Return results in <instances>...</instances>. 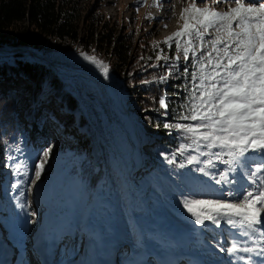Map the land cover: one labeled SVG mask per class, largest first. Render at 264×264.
Here are the masks:
<instances>
[{"label": "rangeland", "instance_id": "1", "mask_svg": "<svg viewBox=\"0 0 264 264\" xmlns=\"http://www.w3.org/2000/svg\"><path fill=\"white\" fill-rule=\"evenodd\" d=\"M190 3L191 0H84L83 7L84 13L86 14L87 10L89 13H94V15L101 14L102 18H104L103 20L108 23L107 26L113 27L116 35L130 36L137 41L138 45L140 44L142 48L143 46H147L154 50H158L156 56L158 59V57H164L165 54H167V52L162 49L164 46L165 50L169 47V45L165 43L166 39L174 36V33L177 31L182 30L184 21L181 19V14L183 9L188 7ZM196 3L197 6L201 8L206 6L202 4L201 0H196ZM215 4L213 0H208L207 6L210 7ZM225 6L229 7V5L225 3L218 5L215 10L222 12ZM232 7H235V5L233 4ZM22 28H24V26ZM24 31V34H26V37L29 38L31 42L45 47L47 50L45 55H50L54 51L68 52L69 50H75L88 57L94 56L97 60L107 65V68L109 67L108 61L110 56L104 52L101 53L102 56L92 53L89 54L81 48L74 49L67 41L62 42L54 38L51 39L46 36H39L35 32L31 34L30 29L27 27ZM207 38L209 37H206V39ZM159 43H161V45ZM30 46H0V49L5 52L0 53V56L11 55V53H14L13 49L22 54H24L23 50L30 48H34L41 52V50L36 48L33 44H30ZM140 46L139 49L141 48ZM51 68L57 74L58 71L53 67ZM5 74L0 73V79L8 77ZM107 75L113 77L111 86L115 88V91H118L114 80L119 82V86L122 87L121 79H123V77L115 76L109 68ZM62 82L64 88L67 89L68 86L65 84L64 80H62ZM122 88L126 92V95L130 94L124 86ZM129 97L132 100L133 97H131V95ZM128 101L129 104H131V109H134L135 117L138 118L139 122L144 124L142 129L144 130L148 127L152 130V133L147 134L150 138V143H158L161 145L160 141H162V138H165L164 135L155 137L153 133H155V131L157 133V129L151 124H148L150 118L146 115L144 110H140L138 107L136 108L134 103H132L133 100L130 101L128 99ZM47 103L54 109H57V107L58 109L60 108L56 104L57 102L50 99H47ZM36 106L37 103H33L31 115H36ZM79 107L83 108V106L80 105ZM65 112L69 113L66 110ZM89 113L91 115V120L95 124L92 112L90 111ZM40 114L43 115L44 110L38 113V116L33 117V119L36 120L32 123L33 137L36 142L30 143L24 138V135H21L20 140L17 142V146H15L16 149L8 152L4 163H2L6 167L7 177L0 176V233L4 236L7 234L11 240L12 236L15 237L16 234H20L22 230L21 233L24 234L22 238L20 237L17 240V237H15L12 239L13 241L19 242V240L24 239L27 234L32 250L39 249L41 251V247L43 248L48 242L51 243L54 241L53 243H58L60 246V251H56L58 256L56 262L58 260L60 264H67L72 261L77 254L73 257L71 256L75 254L77 250H80L79 246H81V241L85 237L84 221L87 219L86 217L91 211V207L100 202L102 193H106L109 185L114 184L118 190L117 202L119 207L123 208L127 206L128 194L111 151L107 150L105 148L106 146L103 145L104 143H102V139L98 138L99 134L96 133V130H98L96 124L95 130L94 126L87 119V116H85L90 125L89 129H85V133L84 130H77L74 133L79 135V140L81 139L82 142H84V147H88L90 162H84L86 158L85 155L82 154L79 159H76L75 170L70 172L64 165L71 159L73 153L68 147L63 146L62 138L63 135L66 136L64 131H69V127L73 126L72 124H74L76 120H74L73 123L71 116L62 115L61 118L63 120L69 121V123L66 124L68 126L60 125L56 127L55 125L47 123L46 119H37L41 118ZM86 139L88 142H86ZM48 149H51V151L48 157L44 158L43 152ZM105 149L109 152L108 156ZM204 149L205 153L209 151L206 148ZM102 150L104 151V155H102ZM212 151H218V149H212ZM192 154H195L194 156L199 155V153ZM247 155L251 156L253 153H248ZM165 157L166 162L168 161L167 164L174 169L178 181L177 184L183 196L187 195L192 199H204L205 196H207L206 199H209L211 195H218L217 190L223 189L227 191L229 187H236L235 184L228 185L227 183H216L215 178H218L219 174L227 170V165L219 160H214L213 166L207 169L209 175H205L197 170L199 167L203 166V162L209 159L206 154L201 156L198 163L200 165H197L198 167L196 166L195 170H193L192 167L189 168V165V167L187 165H184V167L176 166L173 159H171L173 162L169 163L166 154ZM224 159L227 160V156H225ZM45 160L46 162L43 163V170L40 178L36 179V166ZM18 164L25 165L26 168L18 172L16 167ZM106 165L109 166V171L105 169ZM104 170L106 171L104 172ZM86 171L92 173L89 179V185L87 184L88 179H86L88 176L84 177ZM25 172L26 175L24 174ZM97 172H99L98 175ZM234 172H240V162L235 166V171L228 174L229 179L234 177ZM94 179L96 182L95 185H93ZM245 183L246 181L243 183L241 182L243 185H245ZM107 202L110 206L114 205L111 199ZM21 204H23L24 207H21ZM109 214L113 216V213L110 212ZM161 224L163 225L162 227L167 228L163 221V223L156 226L158 230H161ZM112 229L113 227H107L105 233H113L110 231ZM184 241H186V239H184ZM90 244L88 243V245ZM166 244L167 242L165 243L163 237H158V245L163 246ZM139 246L143 247L144 245L140 243ZM51 248L52 246L48 251H50ZM98 250H100L99 244L92 249L89 255L92 256L94 252ZM137 250H139L138 247ZM68 259L70 260L68 261ZM8 260L9 258L7 262ZM105 264H107V262Z\"/></svg>", "mask_w": 264, "mask_h": 264}, {"label": "snow or ice", "instance_id": "2", "mask_svg": "<svg viewBox=\"0 0 264 264\" xmlns=\"http://www.w3.org/2000/svg\"><path fill=\"white\" fill-rule=\"evenodd\" d=\"M201 2L206 6L198 7L196 0H191L181 14L182 30L165 41L169 47L175 44L177 59L182 55L187 62L191 54L192 70L189 72L186 66L182 72L191 83L185 89L186 102L177 113L179 120L191 123H165L163 127L178 130L190 141V145H180L181 150L191 146L199 155L209 157L198 171L209 175L207 169L219 160L227 170L214 177L216 183L236 185L227 191L217 190L218 195L212 199L186 198L184 207L197 224L210 221L219 226L223 220L229 226H239L238 235L260 245L259 251L241 247L236 240L222 250L231 254L256 253L257 261H244L241 256L235 259L244 264H264V0L258 4L255 0H213L229 5L223 12L208 7V0ZM85 58L99 66L107 78V65L94 56ZM158 103L161 109L168 108L163 96ZM201 148L209 151L201 152ZM50 151L45 150L43 157L47 158ZM242 159L250 185L241 184L236 177L228 178ZM44 162L36 166V179L40 178ZM187 162L199 163L198 157L189 156ZM16 167L18 172L26 168L21 164Z\"/></svg>", "mask_w": 264, "mask_h": 264}, {"label": "trees", "instance_id": "3", "mask_svg": "<svg viewBox=\"0 0 264 264\" xmlns=\"http://www.w3.org/2000/svg\"><path fill=\"white\" fill-rule=\"evenodd\" d=\"M83 1L0 0V46L20 47L33 44L46 54L45 47L31 42L26 37L24 29L27 27L31 34L35 32L39 36L67 41L74 49L81 48L89 54L98 56H102V52L108 54L110 56L108 68L115 76L123 77L121 85L130 93L127 94L128 99L133 100L132 103L136 108L144 110L152 125L158 129L155 137L164 135L165 138H162L160 143L168 160L173 159L176 166L189 165V168L195 170L200 164H189L187 159L195 155L192 153L198 152L191 146L183 150L180 148L182 144L190 145V141L178 130L163 127L165 123H191L181 121L177 117V113L182 110L181 104L186 102L185 97L188 93L185 89L191 83L190 77L182 75L186 66L189 67V72L192 70L191 54L187 62L182 55L177 59L173 43L167 50L164 49L165 46L162 47L167 54L157 59L158 50L147 46L142 48L130 36L116 35L113 27L107 26L108 23L103 20L101 14L94 15L88 10L87 14L84 13ZM75 54L78 60L86 59L81 53ZM26 55L14 52L11 55L0 56V73H6L5 75L8 76L0 79V176L7 177L6 167L2 163L8 152L16 149L15 146L21 135H24L30 143L36 142L32 131V123L36 119L33 117L38 116L43 110L44 114H40L41 118L37 119H46L47 123L56 127L69 123L61 118L62 115L71 116L73 123L76 120L73 126L69 127V131H64L66 136L63 135L62 138L63 146L68 147L73 153L71 159L64 165L72 172L80 155H85L84 162H90L88 147L85 148L84 142L79 140V135L74 134L77 130H84L85 133V129L90 127L89 122L77 99L64 88L62 80L51 67L56 69L66 82L62 70ZM162 77L166 79H161ZM130 95L133 97L132 100ZM118 96H120L119 91ZM162 96L168 104L167 109H161L159 106L158 101ZM47 99L57 102L60 108L50 107ZM33 103H37L36 115H31ZM200 151L204 152L205 149L201 148ZM201 156H197L198 161ZM91 174L87 171L84 173V177L88 176L86 178L88 185ZM93 181L95 185V179Z\"/></svg>", "mask_w": 264, "mask_h": 264}, {"label": "bare ground", "instance_id": "4", "mask_svg": "<svg viewBox=\"0 0 264 264\" xmlns=\"http://www.w3.org/2000/svg\"><path fill=\"white\" fill-rule=\"evenodd\" d=\"M259 2H261V0H255V3L258 4ZM218 5L221 4L211 5L210 7L215 9ZM227 9L228 6H225L223 11ZM13 52L17 51L13 49ZM72 52L80 53L75 50H69L68 52L54 51L50 55H45L34 48L23 50L25 55L32 56L39 61L59 67L62 70L67 81L65 82V80L61 76L60 77L64 80L73 94L80 99L82 105L87 109V112H92L95 124L98 128L97 132L99 137L102 141L104 140L108 150L111 149L116 154L120 166L124 169L123 172L125 173L126 179L132 187L131 191L135 198L138 196H136V193L142 192L137 190V187L140 189V185L144 184L147 188V195H149L146 196L145 199L149 200H146L143 206L136 209V214L138 216V227L147 231L151 230L152 232H148L146 237L142 238L140 243L144 246H137L139 250H137L135 256H130L131 251L121 254L122 256L119 264H135L147 255H149V259H151L150 263L156 264L158 260L153 259V256L158 257V250L165 251L170 259H173L180 253V255H182L183 248L192 242H196L202 249L199 251L203 252L208 248L212 250H222V247L227 249L232 244V241L227 240L226 235L217 238L216 233L218 229L216 225L210 221H205L203 225H199L202 233L205 231L207 234L201 235L199 232L200 229L196 231V235L190 232L191 230L189 229L188 223L190 221L196 223V221L191 213L184 207L183 201L186 198H192L189 196H182L179 189L177 193H174L172 185L168 184V179L161 174L159 168L152 169V167H149L140 172L139 168L135 167L136 165L130 164V160L133 161L134 158L137 157L144 158L145 161L147 158H151L152 161H157L158 159V163H160L158 154L153 149L146 147L152 145L150 141L141 143V127L144 124L139 122L138 118L135 117L134 109H131V104H129L127 100L125 91V103L127 106H125L120 96H118V91H115V88L111 86L113 77L107 75L106 78L103 74V70L99 66L91 63L88 59L83 58L84 60H78L77 55ZM0 53L5 52L0 49ZM114 82L119 85V82L116 80H114ZM148 124L150 125L151 122L149 121ZM247 170L250 171V169ZM245 171L246 169L240 165V172H234V177L239 179L242 183L246 181L245 185H250L251 182L245 175ZM138 176L142 179H139ZM143 176H145V178ZM206 197L207 196H205L204 199H206ZM225 198L228 199V197ZM196 210L205 211V209L200 208ZM95 212L96 209L92 207L86 217L87 219L84 221V229L87 230L86 236L83 239L84 250L67 264H105L108 261L106 259L108 254L105 247L108 245L107 239L112 237L115 239L117 237L119 233V228L117 227L119 224L118 220L121 219L113 218L105 221L101 217L95 218L93 215ZM261 218L264 219V215H262ZM163 221L167 228L162 227L163 225L161 224V230H158L156 226L163 223ZM223 222L226 223L222 220L221 223ZM107 227H113V229L110 230L113 233H105ZM240 231L241 229L239 227L238 229H234V232L231 234L233 239L238 241L241 247L256 248L259 251L260 245L253 243L246 237L238 235ZM21 232L20 234H16L15 237H17V240L23 237L24 234ZM160 236L163 237L165 243L167 242L166 245H158V237ZM204 236L206 237L205 240ZM15 237L12 236L10 240L7 234L4 236L0 233V262H2V264H6L10 256L8 249L9 243L17 242L12 239ZM184 239H186V241H184ZM53 242H48L43 248L41 247L43 256L42 261L44 264H48V254L53 250L51 248V250L48 251V249L51 246H56V243ZM88 243L91 246L88 245ZM97 244H99L100 250L94 252V254L92 253L93 255L90 256V252ZM124 249L125 246H122L120 251ZM222 251L224 257L235 264H244V261H251V259L257 258L255 253H248L250 258H246L247 253L243 251H239L236 254H231L225 250ZM236 256L243 257L244 261H236ZM116 261L115 259L114 262ZM56 264H60L58 260Z\"/></svg>", "mask_w": 264, "mask_h": 264}, {"label": "water", "instance_id": "5", "mask_svg": "<svg viewBox=\"0 0 264 264\" xmlns=\"http://www.w3.org/2000/svg\"><path fill=\"white\" fill-rule=\"evenodd\" d=\"M25 49V48H24ZM31 49V48H30ZM115 86L117 87V89H118V91H119V94H120V96H121V99H122V102L125 104V106H126V101H125V99H124V89L122 88V87H120V86H117V84L115 83ZM78 98V97H77ZM79 99V98H78ZM79 101V103L80 104H82L81 103V101H80V99L78 100Z\"/></svg>", "mask_w": 264, "mask_h": 264}]
</instances>
